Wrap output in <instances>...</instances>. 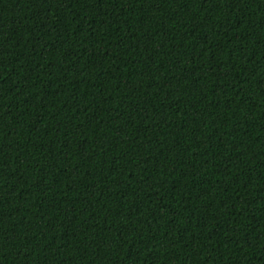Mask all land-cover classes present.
I'll use <instances>...</instances> for the list:
<instances>
[{
    "label": "trees",
    "instance_id": "1",
    "mask_svg": "<svg viewBox=\"0 0 264 264\" xmlns=\"http://www.w3.org/2000/svg\"><path fill=\"white\" fill-rule=\"evenodd\" d=\"M0 264H264V0H0Z\"/></svg>",
    "mask_w": 264,
    "mask_h": 264
}]
</instances>
